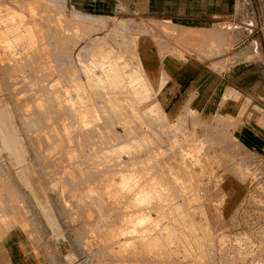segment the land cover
Masks as SVG:
<instances>
[{
  "label": "rangeland",
  "instance_id": "obj_1",
  "mask_svg": "<svg viewBox=\"0 0 264 264\" xmlns=\"http://www.w3.org/2000/svg\"><path fill=\"white\" fill-rule=\"evenodd\" d=\"M91 1L0 0V245L48 264H264V153L236 136L264 111L230 119L226 94L207 115L172 93L168 60L224 39Z\"/></svg>",
  "mask_w": 264,
  "mask_h": 264
},
{
  "label": "crops",
  "instance_id": "obj_2",
  "mask_svg": "<svg viewBox=\"0 0 264 264\" xmlns=\"http://www.w3.org/2000/svg\"><path fill=\"white\" fill-rule=\"evenodd\" d=\"M127 2L128 4L124 3ZM98 0L93 3V11L118 15L122 19L149 20L155 23H169L177 26H188L204 34L213 31L212 38L224 39V42L214 41L221 48L216 55L192 54L184 62L174 59L170 72L172 93L176 96L196 95V108L202 113L212 115L211 107L215 101H222L229 96L225 111H220L230 119L241 115L243 106L247 105L244 119L248 121L254 106L264 111V26L238 25V12L264 15V0ZM244 2V4H243ZM243 4V5H242ZM127 6V8L125 7ZM123 7V8H122ZM239 8V9H238ZM125 9L126 11H122ZM128 10V11H127ZM239 10V11H238ZM146 15L147 18H144ZM139 16L138 18H136ZM143 16V17H142ZM239 32V36H238ZM223 35V37H221ZM210 37L201 38L210 44ZM200 39V38H199ZM172 45L176 41L170 40ZM175 42V43H174ZM200 42V41H198ZM201 45V43H197ZM184 46L185 43H180ZM186 46V45H185ZM208 46V45H207ZM260 121L262 117L256 114ZM5 113L0 112V120L4 127ZM256 119L245 122L236 130L238 141L246 148L259 154L264 153V125ZM7 129V128H5ZM11 136V135H10ZM8 138V137H7ZM23 167V166H20ZM24 169V171H23ZM22 172L27 171L24 167ZM26 184L31 185L27 174L22 175ZM33 198L41 209L53 232L59 230L52 210L46 202L34 192ZM0 225V240L6 233ZM69 257L74 258L71 254ZM0 264H48L37 256L35 247L25 245L17 238L6 240L0 245Z\"/></svg>",
  "mask_w": 264,
  "mask_h": 264
},
{
  "label": "bare ground",
  "instance_id": "obj_3",
  "mask_svg": "<svg viewBox=\"0 0 264 264\" xmlns=\"http://www.w3.org/2000/svg\"><path fill=\"white\" fill-rule=\"evenodd\" d=\"M87 130V129H86ZM130 166V165H129Z\"/></svg>",
  "mask_w": 264,
  "mask_h": 264
}]
</instances>
